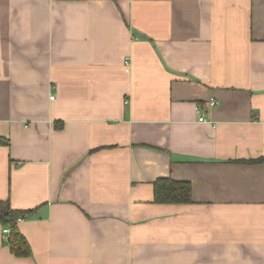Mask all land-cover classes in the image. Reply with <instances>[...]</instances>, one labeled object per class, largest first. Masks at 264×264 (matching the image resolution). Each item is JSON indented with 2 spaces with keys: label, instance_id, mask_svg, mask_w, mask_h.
<instances>
[{
  "label": "crops",
  "instance_id": "0c3cea01",
  "mask_svg": "<svg viewBox=\"0 0 264 264\" xmlns=\"http://www.w3.org/2000/svg\"><path fill=\"white\" fill-rule=\"evenodd\" d=\"M262 159L264 0H0V264H264Z\"/></svg>",
  "mask_w": 264,
  "mask_h": 264
},
{
  "label": "trees",
  "instance_id": "16d2710c",
  "mask_svg": "<svg viewBox=\"0 0 264 264\" xmlns=\"http://www.w3.org/2000/svg\"><path fill=\"white\" fill-rule=\"evenodd\" d=\"M264 160V159H262ZM154 200L158 203L191 202V187L188 182L172 178H159L153 184ZM32 210H18L11 207L8 200L0 199V223L9 229L6 242L10 251L16 256H30L28 241L18 227V218L32 214Z\"/></svg>",
  "mask_w": 264,
  "mask_h": 264
},
{
  "label": "built area",
  "instance_id": "2783aa9c",
  "mask_svg": "<svg viewBox=\"0 0 264 264\" xmlns=\"http://www.w3.org/2000/svg\"><path fill=\"white\" fill-rule=\"evenodd\" d=\"M125 65H126V70H129V68H128V66H129V60H128L127 58L125 59ZM51 98H53V96H51ZM214 102H215V101L211 99L210 102H209V104L212 105V104H214ZM197 112H200V110L197 109ZM198 119H199V121H206V119H205V117L203 116V114H200V116H199ZM22 219H23V218H18L17 220H18V222H19V221H21ZM2 231H3V236H5V237H6V236L8 235V233H9V229H8L7 227L3 228Z\"/></svg>",
  "mask_w": 264,
  "mask_h": 264
}]
</instances>
